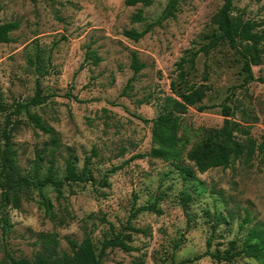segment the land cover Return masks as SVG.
Wrapping results in <instances>:
<instances>
[{"label":"rangeland","instance_id":"obj_1","mask_svg":"<svg viewBox=\"0 0 264 264\" xmlns=\"http://www.w3.org/2000/svg\"><path fill=\"white\" fill-rule=\"evenodd\" d=\"M167 2L154 0L143 6L128 0H0V22H19L10 33L13 40L0 42V100L10 111L15 102L28 101L39 85L46 98L30 111L59 137L53 172L64 181L61 196L51 185L42 190L53 217L36 188L27 189L18 208L0 203V264L31 257L41 249L43 233L56 234L61 252L69 251L67 238L80 241L85 233L98 248L127 224L144 230L130 232L134 249L108 248L103 264H257L246 257L219 262L204 252L211 235L209 250L219 253L230 240L241 239L247 227L240 226L245 213L252 223H264V164L259 157L249 166L235 161L226 168H210L196 173L197 181H189L169 162L136 156L150 148V119L157 115L163 96L171 93L175 62L211 30V18L223 0H181L174 15L161 19ZM138 10L145 21H132ZM232 14L256 21L264 36V0H233ZM157 20L138 40L123 34ZM89 51L99 57L97 63ZM131 51L143 64L135 73ZM204 62L210 89L203 103L208 107L203 111L189 107L184 114L187 147L222 125L224 99L232 107L230 118L249 125V134L258 141L264 139V84L257 80L264 79V54L261 63L252 66L256 79L246 84L238 54L229 46L219 45L207 57L200 55L191 81L202 80ZM6 112L0 111V144ZM11 120L16 125L11 139L21 171L43 178L48 156L44 153L43 160H35L38 152L50 147L49 135L34 127L25 112ZM69 153L78 172L88 162L94 182L65 179ZM183 190L192 195L186 205L180 200ZM156 196L161 214L136 212ZM226 208L234 217L216 223L214 213L226 215Z\"/></svg>","mask_w":264,"mask_h":264},{"label":"trees","instance_id":"obj_2","mask_svg":"<svg viewBox=\"0 0 264 264\" xmlns=\"http://www.w3.org/2000/svg\"><path fill=\"white\" fill-rule=\"evenodd\" d=\"M154 0H128L129 4L141 3L143 6L151 5ZM181 0H168L165 5L161 19L174 15V9ZM233 0H223L222 5L211 18L212 28L209 32L201 35V41L197 47H190L183 51L182 55L175 62L176 75L170 80V94L163 96L159 103V111L151 121V145L145 153L136 156H146L161 159L169 162L178 171L184 180L197 181L196 173H203L210 168H226L233 162L239 161L245 165H250L255 157L264 164V139L258 141L249 134V125H244L241 121L230 118L232 107L224 99L220 103L223 123L220 127L209 130L201 139L194 142L189 148L188 127L184 123V114L189 107H195L198 111H203L208 107L203 103L210 85L208 79L207 63L204 62V70L200 82L191 81L189 75L196 66V60L200 55L205 57L216 49L219 45H227L233 49L241 61L242 83L246 84L255 80L252 66L261 63L264 54V36L256 27L258 24L251 19L243 20L241 17L233 15ZM132 21H145L141 10L132 15ZM160 21L146 22L142 30L135 28L125 29L123 34L133 40L140 39L152 26ZM19 22L10 20L0 22V42H10L13 40L10 33L17 29ZM88 56L93 63L99 61V57L93 51L88 52ZM131 66L134 73L139 71L143 64L137 59L134 51H131ZM132 78L129 79L130 82ZM257 80L264 84V79ZM46 96L40 94L37 84L34 95L25 102L17 101L13 109L6 112V107L0 100V111L5 113V124L2 130L3 143L0 144V203L2 205L11 204L18 208L21 198H25L27 189L36 188L42 197V202L50 217L54 216L51 210V203L44 198L42 190L45 186L51 185L61 196V187L64 184L62 179L54 176L53 153L60 145L59 137L54 128L47 124L42 117L30 111V106L39 105ZM227 98V97H226ZM25 112L29 121L34 127L49 135L50 147L44 148L36 154V162L44 159L47 154L49 166L43 178L31 177L21 171L17 160V150L11 139V132L15 128L12 122L13 115ZM248 114V113H247ZM141 118V117H140ZM256 118V117H255ZM147 121L146 119H143ZM10 124V126H9ZM134 158V157H133ZM188 160V162H186ZM86 162L81 171L76 170V165L71 153L65 158V179L71 182H94ZM106 182V179H103ZM191 194L183 190L180 200L186 205L191 199ZM160 197L156 196L152 202L143 204L136 209L139 211H152L161 214V209L157 207ZM231 209L226 208V215L215 212L214 221L233 218ZM64 222V218L59 219ZM253 218L245 213L240 222V226L246 227L244 236L234 238L228 242V247L222 253L209 250L211 235L207 241L205 255H210L217 261L231 262L236 257H246L253 259L257 264H264V223H252ZM141 228L133 227L129 224L124 226V231H117L111 237H106L97 248L90 234L85 233L80 241L67 238L69 251H58V239L55 233H43L41 238V249L36 251L31 257L20 256L11 258L4 264H103V258L108 248H120L124 251L133 250L129 244L130 232H143ZM240 243L238 244V241ZM177 246V243L175 244ZM200 255L194 257L199 258ZM186 259L184 262L190 261Z\"/></svg>","mask_w":264,"mask_h":264}]
</instances>
